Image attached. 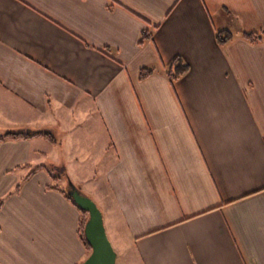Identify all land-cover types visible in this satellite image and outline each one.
Masks as SVG:
<instances>
[{
    "label": "crops",
    "instance_id": "crops-1",
    "mask_svg": "<svg viewBox=\"0 0 264 264\" xmlns=\"http://www.w3.org/2000/svg\"><path fill=\"white\" fill-rule=\"evenodd\" d=\"M248 31L264 0H0V137L57 140L0 138V264L87 257L52 167L129 263L264 264V40Z\"/></svg>",
    "mask_w": 264,
    "mask_h": 264
},
{
    "label": "trees",
    "instance_id": "trees-1",
    "mask_svg": "<svg viewBox=\"0 0 264 264\" xmlns=\"http://www.w3.org/2000/svg\"><path fill=\"white\" fill-rule=\"evenodd\" d=\"M152 32L149 30H144L141 40H140V44H144V42L150 38H152ZM243 38H245L247 41H249L252 44H259L261 42H263L264 40V32L263 31H248V32H244L242 34ZM234 38V33L229 30V29H222V30H218L216 32V39L217 42L220 45H223L229 41H231ZM190 69V66L187 62H185L180 56H177L173 62L171 63V65L166 69V74L169 77L170 81L172 83L176 82L179 78H181L183 75H185ZM155 73V69L153 67H143L140 70V78L141 79H146L149 76L153 75ZM33 135H38V136H42L44 137L47 141H49L51 144H56L57 140L56 137L48 131H44V132H38L36 134ZM33 135H24L23 133H13V132H9L6 133L4 136L0 137L1 139H18V138H22V137H30ZM49 173L53 179L54 182H58L59 179H64L66 178L67 181H69V176L66 174V172H63L62 170H60V172L56 173L55 172V167H52L49 170ZM26 179V178H24ZM21 184H18L16 186V188L14 189L13 192H18L20 190ZM50 188H55L58 189L59 187L57 185H51L49 186ZM63 191L65 192L66 196L71 199V201L78 207V205L74 202L73 198L70 196V194L63 189ZM78 209L80 210V226H79V231H80V236L81 239L84 242L86 251H87V256L91 253L92 247L89 244V242L87 241L86 237H85V225L87 220L89 219V213L84 210L81 209L80 207H78Z\"/></svg>",
    "mask_w": 264,
    "mask_h": 264
},
{
    "label": "water",
    "instance_id": "water-1",
    "mask_svg": "<svg viewBox=\"0 0 264 264\" xmlns=\"http://www.w3.org/2000/svg\"><path fill=\"white\" fill-rule=\"evenodd\" d=\"M68 193L78 207L90 215L84 232L92 250L81 264H116L118 253L108 235L103 211L98 203L79 189L70 178Z\"/></svg>",
    "mask_w": 264,
    "mask_h": 264
},
{
    "label": "rangeland",
    "instance_id": "rangeland-1",
    "mask_svg": "<svg viewBox=\"0 0 264 264\" xmlns=\"http://www.w3.org/2000/svg\"><path fill=\"white\" fill-rule=\"evenodd\" d=\"M60 183L59 184H62V186L65 188V190L68 192V183H66V182H61V181H59ZM80 189V188H79ZM83 191V190H82ZM84 192V191H83ZM90 197H92V196H90ZM109 235V234H108ZM110 239H111V241H112V238L111 237H113L111 234H110ZM113 243V242H112ZM114 245V247H115V249H116V251H117V253H118V257H117V261H116V264H133V263H129L130 261H129V259H126V257L124 256V254H123V252L121 251V248H120V246H118L117 244H116V242L113 244ZM124 261V262H123ZM123 262V263H122Z\"/></svg>",
    "mask_w": 264,
    "mask_h": 264
}]
</instances>
